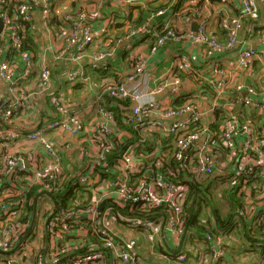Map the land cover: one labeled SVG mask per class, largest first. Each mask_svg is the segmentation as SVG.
Returning a JSON list of instances; mask_svg holds the SVG:
<instances>
[{"label": "built area", "instance_id": "1", "mask_svg": "<svg viewBox=\"0 0 264 264\" xmlns=\"http://www.w3.org/2000/svg\"><path fill=\"white\" fill-rule=\"evenodd\" d=\"M114 3L134 20L140 9L148 15L138 25L128 19L122 33L108 34L114 25L96 34L94 13H65L69 32L57 58L70 67L55 82L51 67L38 70L23 50L36 10L47 23L56 18L54 0H0V264H139L135 233L185 242L195 206L190 182L209 185L222 200L241 197L236 213L251 222L246 230L264 226V82H237L260 57L246 40L260 26L264 0H241L244 14L223 18V36L210 31L209 12L179 26L188 10H172L177 1ZM188 44L199 57H191ZM225 52L235 57L230 66ZM167 53L171 63L156 72L152 65ZM119 57L122 65L113 66ZM62 81L84 85L89 101L74 103L57 88ZM45 104L51 116L28 132L17 126L20 116ZM69 186L72 205L60 204L55 194ZM33 187L38 191L30 195ZM214 233L195 245L229 236ZM210 249L216 261L224 258Z\"/></svg>", "mask_w": 264, "mask_h": 264}, {"label": "crops", "instance_id": "2", "mask_svg": "<svg viewBox=\"0 0 264 264\" xmlns=\"http://www.w3.org/2000/svg\"><path fill=\"white\" fill-rule=\"evenodd\" d=\"M164 1L176 2L178 0ZM181 1L182 5L184 4L182 10L188 11L181 14V19L178 22L179 26H185L188 23L186 21L187 19L185 20L187 16H194V18H196L205 12H209L212 19V26L210 28V31L217 36H223V30L220 27V23L224 17L242 16L244 14L241 0ZM92 2L93 0H54V7L56 8V10H58V14L56 18L49 23L44 21L39 9L35 11L33 26L30 30V34L27 35L25 39L26 51L34 56V59L38 66V70L43 66L51 67L53 71V79L55 82L58 77H62V75H65L70 67V64L68 62L57 58L58 50L65 45L69 32V23L63 19L65 13L70 11L77 12L78 9H81V11L86 10L89 13H94L97 17L96 19H94V22H92V26L94 27L96 34H99L102 30L111 28L114 25L115 27L110 29V33H107H122L125 29L126 22L129 19V16H131L129 15L130 10L128 8L116 6L114 0H98L97 4ZM259 8L261 17L259 21L260 26L257 27V30L253 36L249 37L247 35L246 42L250 45V47L256 48L259 51L260 57L254 61L249 74H245L246 78L244 80H242L241 78L237 81L239 83L245 82L249 85L257 86H260V80L264 82V5L259 4ZM192 23L194 22L190 23L191 28L193 25ZM117 24L122 25V28H116ZM119 29H121L122 32H119ZM108 36L109 35H107V37ZM241 36L246 37V34L242 33ZM97 47L102 48L103 44L97 45ZM187 48L189 50H192L193 54L191 57H199L198 49L192 48V46L189 44ZM122 49L123 46L119 49L120 52ZM226 54H228V52L222 53L221 56H225ZM231 56V60L226 62V65L228 66H230V64L235 60L234 55L232 54ZM171 61L172 57L169 56V53H167L166 55L161 56V59L155 61L158 64L156 66L152 65L153 69L155 68L156 72H162L163 69L171 63ZM122 63L123 60L119 57L113 63V66L120 67ZM198 63L200 62H196L194 64L196 65ZM183 78L188 79L186 75H183ZM96 83L97 85H99V78H96ZM0 86H2V83H0ZM57 88L60 92L64 93L66 97L70 98V100H72L74 103L81 104V101L82 103H86L90 99V96L85 94L84 85H79L73 88L67 82L62 81L61 83L57 84ZM50 111L51 108L48 106V104L34 105L31 112L18 118L17 126L22 131L28 132L36 127V124L39 120H44L47 117L51 116ZM48 136L52 140L58 139L62 143L73 142L71 136L65 133L48 132ZM74 156L76 157V160H79L80 152L75 151L73 157ZM68 157L69 156H67L66 160L68 159ZM78 165H80V163L77 161L76 165L74 166H77L78 168ZM225 206L227 205L225 204L221 206L222 212H226ZM209 212L210 211H208V214L206 212V216H203L202 219L204 220V222H209ZM250 223L251 222L249 221H241L237 213H235L234 219L231 220L230 225L217 229V231L227 230L229 232V236L224 237L220 241V243L208 241L206 243L197 245H195V242L198 239H201V235H199L198 237L193 236V229L188 228V231L184 235L185 238L187 236L185 242H183L182 239L168 237L165 242L161 243L162 247H159L160 249L156 247V250L162 252L161 254H163V256L156 255V257H154L152 255H149L148 253H144L146 251L147 244L145 246H142L143 252L141 254V260L139 261V264H264V241L258 240V238L252 241V239L247 236V230L245 227ZM210 224H212L216 228V219H211ZM208 233L213 234L214 232L210 231ZM194 246H199L202 248L203 254L201 256L193 254L194 250L192 249V247ZM211 246H215L217 252L224 251V258L216 261V258L214 257L210 249ZM161 248H163L164 251H162ZM165 249H167L169 252L172 251L170 256L166 253H163L165 252ZM182 253H186L188 255L187 259L183 262L176 257L177 254L180 255Z\"/></svg>", "mask_w": 264, "mask_h": 264}, {"label": "trees", "instance_id": "3", "mask_svg": "<svg viewBox=\"0 0 264 264\" xmlns=\"http://www.w3.org/2000/svg\"><path fill=\"white\" fill-rule=\"evenodd\" d=\"M169 2V1H168ZM184 5V4H183ZM182 1L178 0L177 5L172 8L174 11H181L183 9ZM162 6V5H161ZM150 7H152V4H150ZM3 10L8 9L6 5H3ZM139 17L134 20L132 19V14L129 16V19H131V23L133 25H138L140 22L148 15V11L146 9H140L139 10ZM55 19V18H54ZM26 27L28 30H26V33L30 31L29 24H26ZM122 28V25L117 24L116 28ZM260 29V28H259ZM119 32H122L121 29H119ZM29 35V34H28ZM1 49V48H0ZM23 50H26V47L23 48ZM183 100H179V103H181ZM71 186H69L65 191V195L58 192L55 194L57 198L60 200L58 201L60 204L64 205H72V200H70L69 195L71 194ZM200 190V191H199ZM38 191V187H33L30 191V195L36 194ZM234 195V194H233ZM217 195L213 194L210 190V186L205 184H200L198 182H190V190L188 194V200L195 201V206H191V208L194 209L193 214H190L189 220H188V228L193 229L192 235L195 237H198L201 235V237L210 231H217V229L222 227H227L230 225L231 220L234 219L235 213L238 211V208L241 206L240 200L241 197H238L237 195H234V197H227L223 196V200L221 201L220 197H216ZM219 203H227L226 212H222L221 206H219ZM31 209L32 205L29 206ZM197 207V208H196ZM205 209L209 210L210 216L209 219L215 218L217 221L216 228L210 224L208 221L204 222L202 221V217L206 216V211L203 212ZM211 217V218H210ZM212 226V227H211ZM255 229L247 230V236L252 239V236H257L260 238H263L264 240V226L263 225H257L254 227ZM198 231V232H197ZM187 239V236L185 240ZM159 248V247H158ZM160 249V248H159ZM162 251L164 250L161 248ZM167 255L170 256L168 252H166Z\"/></svg>", "mask_w": 264, "mask_h": 264}, {"label": "rangeland", "instance_id": "4", "mask_svg": "<svg viewBox=\"0 0 264 264\" xmlns=\"http://www.w3.org/2000/svg\"><path fill=\"white\" fill-rule=\"evenodd\" d=\"M92 3H95V4H97L98 3V0H93V2ZM70 12H72V11H70ZM72 13H75V12H72ZM216 197H218V196H216ZM221 201H222V199H220ZM220 205L219 206H223V205H225V204H227V203H225V204H221V203H219ZM207 212V214H208V211L209 210H207V209H205L203 212ZM209 220V219H208ZM209 223H210V220H209ZM212 227V226H211ZM133 234V233H132ZM183 234V233H182ZM186 234V233H185ZM134 235V234H133ZM134 236H136V237H138V240H139V242H140V244L142 245V246H145L146 244V251L144 252V253H148L149 255H152V256H154V257H156V255H158V256H163V254H161L162 252H159V251H157L156 250V247H162L161 246V241H159V239H155V240H149L147 237H142L141 235H139V234H137V233H135V235ZM170 249V248H169ZM171 250V249H170ZM164 251V250H163ZM143 252V249H142V247H141V253ZM166 252H168V253H170L167 249H165V252H163V253H166ZM144 253H143V255H144Z\"/></svg>", "mask_w": 264, "mask_h": 264}, {"label": "water", "instance_id": "5", "mask_svg": "<svg viewBox=\"0 0 264 264\" xmlns=\"http://www.w3.org/2000/svg\"><path fill=\"white\" fill-rule=\"evenodd\" d=\"M2 24H3V23H2V20L0 19V29L2 28ZM192 24H193V25H192V29H193V30H197V24H198V23H197V22H194V23H192ZM28 163H29V162H28Z\"/></svg>", "mask_w": 264, "mask_h": 264}]
</instances>
